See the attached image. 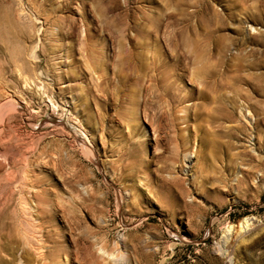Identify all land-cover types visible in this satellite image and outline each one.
<instances>
[{
  "label": "rangeland",
  "instance_id": "obj_1",
  "mask_svg": "<svg viewBox=\"0 0 264 264\" xmlns=\"http://www.w3.org/2000/svg\"><path fill=\"white\" fill-rule=\"evenodd\" d=\"M178 1L0 0V175L24 173L0 209L2 264H108L103 248L118 264H264V0L237 1L229 21L233 0ZM238 20L247 47H237ZM181 52L179 78L169 57ZM138 54L159 56L153 75L139 70ZM159 64L171 84L153 81ZM235 75L245 131L215 129L231 142V167L197 160L191 124L174 168L154 173L187 134L180 118L198 89L211 83L231 98ZM157 84L188 99L174 126L139 109L127 126L128 98L144 104Z\"/></svg>",
  "mask_w": 264,
  "mask_h": 264
},
{
  "label": "bare ground",
  "instance_id": "obj_2",
  "mask_svg": "<svg viewBox=\"0 0 264 264\" xmlns=\"http://www.w3.org/2000/svg\"><path fill=\"white\" fill-rule=\"evenodd\" d=\"M179 1H185V0H179ZM237 1L239 2V0H233L231 3L228 4V13L226 15V16H228V21L234 19L236 16V12L234 11V9H237V7H238V5L236 3ZM209 10H211L209 3L205 2V3L200 4V11L204 12V14H206V12H209ZM257 11L259 12L260 17L262 15L264 16V4H263V8H261ZM249 17L255 18V17H257V14H255L253 12V14H251L250 16L245 15V17H244L245 23H246V20L249 22L253 21ZM241 24H243L242 21L238 20V24L236 25L235 28L233 27L234 29L232 32H234L237 35L236 37L239 38V43H238L237 47L238 46L239 47H247L246 45L248 44L249 41L246 40L247 38L240 36L241 32L243 31V30L241 31V29H242ZM250 27H252V26H250ZM195 28L201 29L202 27L196 26ZM232 39H233L232 37L231 38L228 37V46H229V44H231L232 41L236 42V40H237L236 39L234 41ZM250 41H252V40H250ZM225 44L220 42V43H218L219 46H217V45L213 46V50H215V51L218 50L219 53L220 52L222 53L223 50L226 48ZM230 46H232V45H230ZM136 57H137V60L139 62V70H144V68H146V67H144V65L148 66V71L150 70L152 73L151 75H153L154 71L151 70V67L154 64L156 57H159V56H156V57L153 56L152 58H150L149 63H148V61H146L142 57H140L139 54L136 55ZM124 58H125V56H124ZM157 59L159 61V58H157ZM169 59L173 60L176 63L177 62L179 63L178 67H179V70L181 71L179 78H181L184 75V74L182 75V73L187 71V63L184 62L187 59L186 55L184 54V52H181V53H178L174 57L170 56ZM243 62H242V60L238 59V62L233 63V65H229V67L233 68V70L235 71L234 74H236V72L240 73L239 71H241L243 66H244ZM129 63H131L130 60H129ZM247 63L248 62H246L245 64H247ZM160 68H161V70H160ZM154 70H155V75H154V79H153L154 82L155 81H157V83L166 82V84H169V83L171 84L169 77L160 78L163 76V71H164L162 69L161 64L157 65V68L154 67ZM156 73H158L157 76H156ZM238 73L236 75H238ZM158 76H160V77H158ZM239 76H241V75L239 74ZM241 79L242 78H240L238 76H236L235 79H233L234 86L232 84L233 87H230V89H233L234 92H233V95L231 96V98H229L227 96V94H228L227 90H225V92H223L222 95H220V93L218 94L219 87H214L211 83L207 84V87H201L200 89H198L196 96L193 98V100H195V102L190 104L188 107H185L184 114L180 118L183 120V123L186 124L184 129L187 130V134L186 135H184V134L179 135L176 137V139L175 138L173 139L174 142H173L171 152H170L171 157H164L163 158V156L165 155V154L163 155V153L166 152L167 149H169V145L168 146H167V144L162 145L163 151L160 154L154 156V159L155 160H159V159L162 160V158H163L164 160H162V165L160 167H156L153 170L154 173L164 172L165 168L169 167V165H167L169 160L172 161V163L173 162L176 163V161L178 159V155H179L178 150L180 149V147H186L188 145V143L190 142V138L192 136L190 133L191 124L194 125V136H195V141L197 144V149H196L197 160L207 161V162H210L211 165H213L214 161L219 162L218 160L220 159V160H222L221 162H223V159H225V161H227L226 162L227 164L224 163L225 165L221 166V168L226 170V168L231 167V165H232V164H230L231 158H229V156H226V154H225L226 151L229 152L231 150V148H232L231 142L229 141V139H228V142L223 141V140H222V142L219 141V139H217L215 137V134H216L215 129H219V128L226 129L227 134H228V138L232 134H236V133L242 134L243 131H245L244 130L245 125L240 122V119H238V117L236 116V112H235L237 109V104H236V99L234 97L236 95H238V93H237L238 87H235V84L239 83V81ZM166 84H165V86H166ZM230 84H231V82H230ZM147 89H149L150 92L146 93V95H144V96L148 97L146 103H144V104L139 103V101H140L139 98H136V99L128 98V103L131 105H134V108L126 109V112H127L126 118L128 117L127 126L132 125L133 120H135V115H137L138 109L143 111L144 113L152 111L153 112V118H157L159 120H164V119L167 120L168 119V124L169 125L171 124L172 126H174V120L177 119L173 115L175 106L176 105H182L188 99L184 96L183 97L179 96V94H177L175 92V90L172 89V87H167V86L166 87H160L157 84L156 87H147L145 90L147 91ZM226 89H228V88H226ZM238 90H239V88H238ZM255 91L256 90H254V92ZM151 95L153 96L152 99H151ZM130 110H131V112H130ZM239 118H242V119L245 118V120H246V116L244 114L240 115ZM155 122L157 124L156 126L160 127V123H157V121H155ZM226 123L230 124V125H227ZM217 132H220V131L217 130ZM222 148L224 150L220 151V149H222ZM187 161H188V159H187ZM7 163H9V160ZM11 166H12V164H11ZM171 168H174V167H171ZM199 168L200 167H198V169ZM208 168H209V165H208ZM5 169H7V167ZM201 170L203 171V168ZM214 171H216V170H214ZM216 172H218V171H216ZM22 174L24 175L23 170L20 169L18 166H16L14 168L10 167V171L8 174L9 177L5 176L6 178L3 179L4 177L2 178L0 175V206H1L0 209L1 210L4 209V206H5L4 202H7L8 195L10 194L11 182L12 181L14 182V180H19L18 177L22 176ZM5 175H7V174H5ZM220 175L222 176V174H220ZM221 176H219V177H221ZM203 178H206V177L203 176ZM222 178H220V179H222ZM217 180H219V179H217ZM179 187H180V185H179L178 181L174 180L171 183V190L176 195H179V190H180ZM4 216L5 215H3V212H0V220ZM3 225H4V223H3ZM243 226L246 227L245 221L243 223H241V227H243ZM24 234H26V233H24ZM250 235L251 234L249 233V237H250ZM22 239L20 241L21 243H22ZM23 241H25V240H23ZM30 243L31 242H29L28 244H30ZM22 244L24 245V242ZM26 244L27 243L25 241V245ZM3 251H4L3 247L0 246V253L2 254ZM100 251H101L102 255L105 256V258H104L105 263L108 262V264L109 263L110 264H118V262L122 263L124 260V259L122 260V258H121V260L118 261V259H116V256H114L112 253H107L104 250V248L100 249ZM1 256H3V255H1ZM0 259H1L0 264H2L3 263V257L2 258L0 257Z\"/></svg>",
  "mask_w": 264,
  "mask_h": 264
}]
</instances>
